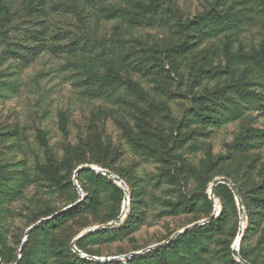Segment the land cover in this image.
I'll return each instance as SVG.
<instances>
[{"label": "rangeland", "instance_id": "rangeland-1", "mask_svg": "<svg viewBox=\"0 0 264 264\" xmlns=\"http://www.w3.org/2000/svg\"><path fill=\"white\" fill-rule=\"evenodd\" d=\"M0 125L21 146L20 182L0 195L7 264L79 197L23 264L39 248L47 264H241L240 224L238 255L264 264V0H0ZM84 165L124 182L115 226L123 189L74 183ZM217 179L241 190L242 220L227 183L209 200Z\"/></svg>", "mask_w": 264, "mask_h": 264}, {"label": "trees", "instance_id": "trees-1", "mask_svg": "<svg viewBox=\"0 0 264 264\" xmlns=\"http://www.w3.org/2000/svg\"><path fill=\"white\" fill-rule=\"evenodd\" d=\"M209 19L205 18L201 21H199V24L204 23L205 25H208ZM198 33V30H197ZM139 68H145L146 63H139ZM89 69V68H88ZM102 81H105V78L101 77ZM216 117V116H214ZM207 118V116L204 117V119ZM217 118V117H216ZM18 134L14 132V130H9L6 129L5 126L0 125V195L1 198H6L10 195H12V193H14V189L16 188V185L19 184L20 182V178L22 176V172L19 171L16 167L20 164V162H15L12 161V163H9V159L11 157H14V155L12 153H14V150L20 149V143L17 142ZM42 144H40L41 147H43L44 149H47V143L45 142H41ZM103 168L111 171L109 166L106 165H101ZM9 167H12L11 169H9ZM44 169L41 171H38V181L39 183L43 182V183H47V182H52L53 181V176L55 174V170H54V164L53 163H49L46 167H43ZM85 173V174H89L90 178L93 179L94 181L97 182V184H105L108 187H112L114 189L117 190L115 184L108 179L107 176H103V175H98L95 174L93 171H80L77 175V177L81 174V173ZM54 173V174H53ZM25 176V174H24ZM122 178V177H121ZM41 185H45V184H41ZM222 184H218L215 186L218 187ZM236 190L238 191V194H240L241 196V190L236 187ZM77 207V205L73 208H71L70 210H72L71 212H74L76 210H74ZM262 208L264 209V205H262ZM62 215V214H61ZM57 217L55 216L51 219L42 221L41 223H39L34 229H32L29 233H28V237L26 240V243L24 244L23 247V251L21 254V259L16 260L15 264H23L22 260L27 256V253H25L27 244L29 242L30 237L32 236V234L34 232H36L37 230H46L47 232L52 231L53 228L55 227V223L57 222ZM1 221V220H0ZM216 222V219H212L209 223L198 226V227H202L203 230H207L209 231L210 227H212V225H214V223ZM198 227H195L193 229H196ZM193 229H190L186 232L192 231ZM177 238H175L174 240H176ZM173 240V241H174ZM239 256L245 260L246 262H248L249 264H256V262L254 261H250L248 260V258H246V256H243L241 253H239ZM0 261L2 264H7L6 260L4 259V257L0 254ZM48 263V255H47V250L45 248H39L37 251H35L31 256H29V264H47Z\"/></svg>", "mask_w": 264, "mask_h": 264}, {"label": "water", "instance_id": "water-1", "mask_svg": "<svg viewBox=\"0 0 264 264\" xmlns=\"http://www.w3.org/2000/svg\"><path fill=\"white\" fill-rule=\"evenodd\" d=\"M83 170H90V171H93V172H95V173L101 174V175H103V176H107V177L110 178L113 182H115L117 185L121 186V188L123 189L125 196H124V200H123V205H122V210H121L120 216H119L118 218H116V219L112 222V224L110 225V226H115V225L120 221V219L124 216V214H125V212H126V209H127V195H126V187H125L124 182H123L122 180H120L116 175L110 173L109 171L102 170V169H100V168H98V167L91 166V165H84V166H81V167H79V168H77V169L75 170V172H74V174H73V181H74V183H75V181H76V177H77L78 173H79L80 171H83ZM222 183H227V184L230 186V188H231V190H232V192H233V194H234V196H235V198H236V202H237V206H238V211H239V218H240V220H242V218H243V210H242L241 201H240V198H239L238 191L236 190L235 186H234L232 183L228 182V181L225 180V179H217V180H215V181L212 183L211 188H210V196H209V200L211 201V203H213V191H214V188H215L216 185H218V184H222ZM77 189H78L79 192H80V189H79L78 187H77ZM80 200H81V197H79V200H78L77 202H75L74 204H72V205L68 206L67 208L63 209V210L60 211L59 213H57V214H55V215H53V216H50V217H48V218L42 219V220L38 221L36 224L30 226V227L26 230L25 235H24V239H23L22 244H21V246H20V248H19V251H18V255H19V257H20L21 254H22L24 244L26 243V240H27V237H28V233H29L32 229H34V228H35L39 223H41L42 221H45V220L51 219V218H53V217H55V216H57V215H59V214H62V213H64V212H66L68 209H71V208L75 207L77 204H79ZM213 217H214V215L210 216L208 219L203 220V221H201V222H199V223L192 224V225L186 227L185 229L179 231L178 233H176L175 235H173L171 238H169L168 240H166V241L163 242L162 244L152 246V247H150V248H148V249H145V250H143V251H141V252H138V253H136V254H142V253H145V252H147V251H150V250H153V249H157V248H159V247H161V246H163V245H166L167 243H169L170 241H173L175 238H177L179 235L183 234L184 232H186V231H188V230H190V229H193V228H195V227H197V226H199V225L201 226V225H204V224H206V223H209V222L213 219ZM101 229H103V228H102V227H97V228H95V229H91V230H89L87 233H88V234H91V233H93V232H95V231H97V230H101ZM241 234H242V226H241V224H240L239 229H238V233H237V236H236V239H235V244H234V247H233V249H232V256H233V257H234L239 263H241V264H249L248 262H246L245 260H243L241 257H239V255H238V253H237V246H238V242H239V240H240V238H241ZM82 235H84V234H82ZM82 235L79 236V238H81ZM79 238H78V239H79ZM133 255H134V254H130V255L124 256L123 258L126 259V258H129V257L133 256ZM94 259H96V258H94ZM116 259H117V258H111V259H107V260H116ZM96 260H101V259H96Z\"/></svg>", "mask_w": 264, "mask_h": 264}]
</instances>
